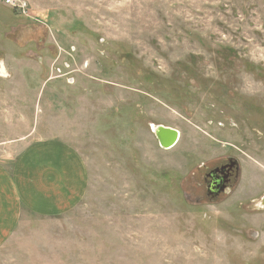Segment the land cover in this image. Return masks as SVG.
<instances>
[{
    "label": "rangeland",
    "instance_id": "rangeland-1",
    "mask_svg": "<svg viewBox=\"0 0 264 264\" xmlns=\"http://www.w3.org/2000/svg\"><path fill=\"white\" fill-rule=\"evenodd\" d=\"M21 1L0 0V159L61 140L90 180L73 211L25 216L0 264H264V0Z\"/></svg>",
    "mask_w": 264,
    "mask_h": 264
},
{
    "label": "crops",
    "instance_id": "crops-1",
    "mask_svg": "<svg viewBox=\"0 0 264 264\" xmlns=\"http://www.w3.org/2000/svg\"><path fill=\"white\" fill-rule=\"evenodd\" d=\"M89 180L85 158L61 140L36 142L12 164L0 159V248L25 216L58 217L76 209Z\"/></svg>",
    "mask_w": 264,
    "mask_h": 264
},
{
    "label": "flooded vegetation",
    "instance_id": "flooded-vegetation-1",
    "mask_svg": "<svg viewBox=\"0 0 264 264\" xmlns=\"http://www.w3.org/2000/svg\"><path fill=\"white\" fill-rule=\"evenodd\" d=\"M239 162L230 157L225 162L209 168L203 178L205 195L211 201L231 193L238 183L240 176Z\"/></svg>",
    "mask_w": 264,
    "mask_h": 264
},
{
    "label": "water",
    "instance_id": "water-1",
    "mask_svg": "<svg viewBox=\"0 0 264 264\" xmlns=\"http://www.w3.org/2000/svg\"><path fill=\"white\" fill-rule=\"evenodd\" d=\"M152 130L160 146L164 149L174 148L180 140V132L174 128L166 126H157V128H154V126H152Z\"/></svg>",
    "mask_w": 264,
    "mask_h": 264
},
{
    "label": "built area",
    "instance_id": "built-area-1",
    "mask_svg": "<svg viewBox=\"0 0 264 264\" xmlns=\"http://www.w3.org/2000/svg\"><path fill=\"white\" fill-rule=\"evenodd\" d=\"M6 4L14 9H18L26 13V4L21 0H6Z\"/></svg>",
    "mask_w": 264,
    "mask_h": 264
},
{
    "label": "bare ground",
    "instance_id": "bare-ground-1",
    "mask_svg": "<svg viewBox=\"0 0 264 264\" xmlns=\"http://www.w3.org/2000/svg\"><path fill=\"white\" fill-rule=\"evenodd\" d=\"M5 73H6V72H5ZM3 74H4V72H3ZM6 74H7V73H6ZM154 128H157V126L154 125ZM180 137H181V133H180Z\"/></svg>",
    "mask_w": 264,
    "mask_h": 264
}]
</instances>
